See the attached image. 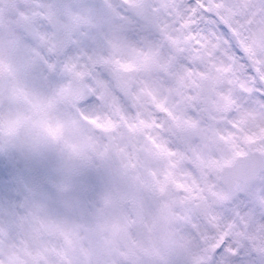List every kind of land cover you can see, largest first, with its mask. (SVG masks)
Here are the masks:
<instances>
[{
  "label": "snow or ice",
  "instance_id": "obj_1",
  "mask_svg": "<svg viewBox=\"0 0 264 264\" xmlns=\"http://www.w3.org/2000/svg\"><path fill=\"white\" fill-rule=\"evenodd\" d=\"M0 264H264V0H0Z\"/></svg>",
  "mask_w": 264,
  "mask_h": 264
}]
</instances>
